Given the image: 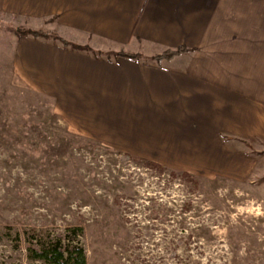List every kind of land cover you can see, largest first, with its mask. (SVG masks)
Wrapping results in <instances>:
<instances>
[{"label":"crops","instance_id":"crops-1","mask_svg":"<svg viewBox=\"0 0 264 264\" xmlns=\"http://www.w3.org/2000/svg\"><path fill=\"white\" fill-rule=\"evenodd\" d=\"M0 14L113 46L18 40L15 67L79 132L202 176L250 174L239 150L264 147V0H0ZM179 48L159 65L107 56Z\"/></svg>","mask_w":264,"mask_h":264},{"label":"rangeland","instance_id":"rangeland-1","mask_svg":"<svg viewBox=\"0 0 264 264\" xmlns=\"http://www.w3.org/2000/svg\"><path fill=\"white\" fill-rule=\"evenodd\" d=\"M54 23L37 29L40 22L0 14V264H47L34 252L54 241L81 249L86 264H264V147L239 150L251 165L238 179L79 132L15 67L18 40L32 39L16 30L61 44Z\"/></svg>","mask_w":264,"mask_h":264},{"label":"trees","instance_id":"trees-1","mask_svg":"<svg viewBox=\"0 0 264 264\" xmlns=\"http://www.w3.org/2000/svg\"><path fill=\"white\" fill-rule=\"evenodd\" d=\"M16 33L18 37H31L34 40L45 39L48 41L52 39L50 38V34L43 33L42 31L37 30H29L26 28L17 29ZM52 37L54 39H57V41H59L63 47L69 48L74 51L93 53V51L88 47L71 44L70 42L61 39L58 36L56 37V35H53ZM184 52H186L185 49L179 48L176 50H167L160 55H156L150 58H142L138 54L132 53L125 49H120L119 51L114 53H107V56L109 57V59L110 56L114 59H128L134 61L143 59L147 62L159 65L163 61L171 60ZM98 55H102V53ZM38 248L39 249L34 252V258L42 260L47 264H86L85 255L81 249H73V251L65 249L64 247H62L60 241H54L47 245H40L38 246Z\"/></svg>","mask_w":264,"mask_h":264}]
</instances>
